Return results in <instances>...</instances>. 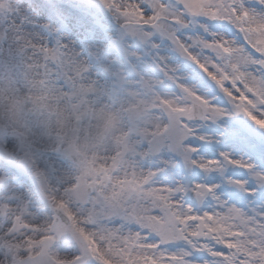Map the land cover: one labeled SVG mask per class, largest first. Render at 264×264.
I'll return each mask as SVG.
<instances>
[{
	"label": "snow or ice",
	"instance_id": "snow-or-ice-1",
	"mask_svg": "<svg viewBox=\"0 0 264 264\" xmlns=\"http://www.w3.org/2000/svg\"><path fill=\"white\" fill-rule=\"evenodd\" d=\"M0 264H264V0H0Z\"/></svg>",
	"mask_w": 264,
	"mask_h": 264
}]
</instances>
